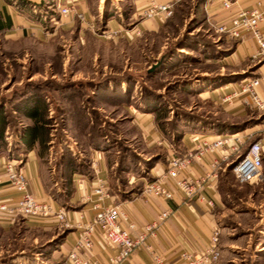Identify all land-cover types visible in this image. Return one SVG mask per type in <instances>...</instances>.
Returning a JSON list of instances; mask_svg holds the SVG:
<instances>
[{"label":"rangeland","instance_id":"obj_1","mask_svg":"<svg viewBox=\"0 0 264 264\" xmlns=\"http://www.w3.org/2000/svg\"><path fill=\"white\" fill-rule=\"evenodd\" d=\"M88 1L93 20L76 17L67 31L51 21L60 22L55 0H35L39 8H29L32 21L44 22L42 34L15 37L0 30V110L8 122L0 153L19 167L26 150L18 148V135L29 123L23 114L40 101L49 120V149L41 160L45 184L59 179V163L79 159L91 167L95 150L110 154L111 192L125 198L141 191V177L167 155L163 145H149L129 107L159 115L164 146L171 148L186 130L216 128L225 111L206 92L232 71L225 57L233 44L216 32L210 0H169L173 16L146 30L134 0ZM137 29L141 34L133 35ZM248 113L232 121L239 132L260 120L256 110ZM220 187L226 205L215 207L223 251L218 264H264V168L262 181L252 184L223 171ZM25 221L18 217L0 230V264H24L60 243L64 229L46 232Z\"/></svg>","mask_w":264,"mask_h":264},{"label":"crops","instance_id":"obj_2","mask_svg":"<svg viewBox=\"0 0 264 264\" xmlns=\"http://www.w3.org/2000/svg\"><path fill=\"white\" fill-rule=\"evenodd\" d=\"M57 1L55 0L56 5L58 4ZM61 1L66 2L67 0ZM151 1L153 0H134V14L141 15ZM154 1L158 3L169 2V0ZM224 1L210 0V15L217 21V25L228 22L232 16L241 10L257 7L262 12V20L259 23L258 31L264 37V0H230L232 2L231 9L223 7ZM39 2H35V0H27V2L0 0V30H7L15 37H30L42 34V23L44 22L40 20L41 23H36L28 16V14L32 15L29 9L30 6L39 8ZM56 12L59 13L58 11ZM78 13L85 15L87 22L93 20L89 9V1L77 0L68 17L60 16L59 13L60 22L54 17H51V21L55 23L54 25H60L61 30L67 31L74 26ZM164 24L158 19H144L140 26L146 30L149 27L155 29ZM92 26H94L93 23ZM117 29L121 30L122 27L119 25ZM226 40L233 44L229 50L230 53L225 57V60L230 61L231 65H233V69L228 75H225L223 80L225 83L214 86L210 91L206 92L208 97L225 111L226 117L219 121L225 128L218 129L216 127L206 131L195 128L186 130L183 132L178 146L171 148L167 145L164 146L167 144V140L157 125L156 113L138 112L134 107H129L135 123L143 132L149 145H163L167 151L165 162L157 164L150 171L148 178L141 177L140 180L143 182V187L147 182L154 181L164 174L168 159L172 155L184 157L188 153H192L196 155L187 168L180 172L175 179L168 180L166 186L175 190V181L192 179L203 182L205 188L202 195L205 200L195 199L188 202L183 193L178 190H175L172 199L161 197L145 199L141 195L143 187L141 191L131 192L128 197L124 198L118 193L111 192L110 154H102V152L95 150L90 154V158L93 159L91 167L79 164V159H71L63 167H61L62 163H59L56 169L59 176L57 180L59 181L53 180L50 187H48L44 182L45 173L41 164V160H44L46 155L43 158L40 157V146L37 143L32 149L26 150L23 158H18L21 162L19 168L23 170L28 178L27 191L36 199L48 202L56 209H64L67 213L69 227L64 229L66 232L62 233L61 241L56 245V249L48 252H37L31 257L30 261L24 264H67V256L79 236L78 225L93 221L98 208L109 207L113 204H120L127 216V220L122 222L123 227L129 228L130 222H134L137 225L133 231L134 234H139L146 225L159 221L161 213H170L169 218L160 221L155 231V236L148 238L147 247L138 250L129 260L121 264H155L153 251L168 263L174 264L180 262L184 253L194 251L207 244L211 229L218 226L215 207L226 205L224 193L221 187L219 188V184L223 171L232 172L231 167L236 161V155L232 154L231 146H235L236 142L231 140L229 145H223L215 150H210L208 147L218 138H233L236 136L242 137L244 147L253 141L260 142L264 147V114L259 113L260 120L253 128L241 132L238 130L231 131L230 127H234L236 124L232 121L237 118L248 119V112L252 109L250 101L248 98H244L230 105L221 102V99L233 93L241 82L251 78L261 79L257 91L264 100V58H255L258 48L253 32H245L242 38L237 40L228 38ZM252 60H256V62L251 66L249 62ZM233 77H236V79H232ZM26 119L29 123L24 129L33 125L31 119ZM21 134L18 135V143L20 142ZM187 134L190 136L189 140L186 139ZM194 138L197 139L194 140ZM201 149H206L203 154L200 153ZM6 159L11 160L10 156L0 153V201L14 204L20 200L23 193L17 191L9 182L4 166ZM216 162L221 164L220 170L217 171L216 176H213V164ZM135 179V177H132L129 183H135ZM101 185L105 187L108 194L103 201H100L99 196L95 194V190ZM55 188L57 192H53ZM209 201L213 202V208L208 206ZM25 222L29 227L42 229L46 232L63 229L57 227L53 222ZM12 225L14 223L10 222L3 214H0V230L2 232H6ZM117 253V249H111L105 245L97 229L94 245L84 253V257L94 263L111 264L112 258Z\"/></svg>","mask_w":264,"mask_h":264},{"label":"built area","instance_id":"obj_3","mask_svg":"<svg viewBox=\"0 0 264 264\" xmlns=\"http://www.w3.org/2000/svg\"><path fill=\"white\" fill-rule=\"evenodd\" d=\"M77 0H67L62 2L58 0V12L63 17H68ZM225 9H231L232 2L225 0L223 3ZM174 6L171 2L157 3L151 1L150 4L143 10L142 14L146 19H158L165 23L173 16ZM78 17L85 20V15L78 13ZM262 20V12L259 8L244 9L232 16L226 23H221L216 26V32L228 39L237 40L242 38L245 32H253L257 43V54L255 58H264V37L260 35L258 26ZM139 30H135L133 35H140ZM261 79L251 78L241 82L237 89L221 99L223 104H233L234 102L248 98L250 106L258 113L264 114V100L258 94V87ZM197 138H194L196 140ZM233 140L236 142L232 147V154L236 155V161L232 172L240 184H252L260 182L263 179V154L264 147L260 142H251L244 147L242 137H227L218 138L208 148L215 150L223 145H229ZM206 149H201L200 153ZM196 154L188 153L186 156L172 155L168 159L167 168L164 174L154 181H149L143 187L141 195L145 198L161 197L164 199H172L175 190L180 191L185 196L188 202L195 199L204 201L205 198L202 192L205 188L203 182L196 180H180L174 182V189H169L166 182L175 179L177 175L185 170L190 164V161ZM219 163H214L213 176L217 175L220 170ZM6 173L9 182L19 192L23 193L19 201L14 204L0 201V214H3L10 222L15 223L18 217H22L27 221L34 222H53L57 227L68 228L67 213L64 209H56L48 202L36 199L27 191L28 178L21 168L18 167L15 160L6 159L4 161ZM95 166V165H94ZM95 194L99 196V200L103 201L108 194L103 185L95 190ZM208 206L214 207L213 202L209 201ZM170 217L169 212H163L159 216V221H155L146 225L139 234H134L133 231L137 225L134 222L129 223V228L122 225L123 221L127 220V216L120 204H113L109 207L98 208L95 218L91 222H86L78 225L79 236L67 256V264H98L84 257V253L90 250L94 245V239L97 229L100 237L105 245L111 249H117L118 253L112 258L111 264H121L129 260L132 255L138 250L147 247L148 238L155 236V231L159 226L160 221ZM221 230L218 226L211 229L208 242L205 246L194 251L186 252L182 255L180 262L174 264H218L222 257L220 247ZM153 259L155 264H170L165 259L155 254L153 251Z\"/></svg>","mask_w":264,"mask_h":264},{"label":"trees","instance_id":"obj_4","mask_svg":"<svg viewBox=\"0 0 264 264\" xmlns=\"http://www.w3.org/2000/svg\"><path fill=\"white\" fill-rule=\"evenodd\" d=\"M16 1L27 2V0ZM46 114L47 109L40 101L35 102L34 104H32V107H30L28 110H25L23 115L26 118L31 119L33 121V125L23 129L20 136V142L17 143L18 148L20 147L21 149L25 150L32 149L38 143V145L40 146L39 154L42 158L48 153L49 149V120L48 118H46ZM160 121V116L156 114V122L161 129ZM216 126L218 129L225 128V126H223V124L220 122H216ZM7 127L8 122L7 118L5 117L4 110H0V141H2L4 134L7 131ZM240 129L241 128L237 125H234V127H230L231 131H239ZM182 135L183 133L181 134V136ZM176 138L179 139L178 142L181 140L179 134L176 135Z\"/></svg>","mask_w":264,"mask_h":264},{"label":"water","instance_id":"obj_5","mask_svg":"<svg viewBox=\"0 0 264 264\" xmlns=\"http://www.w3.org/2000/svg\"><path fill=\"white\" fill-rule=\"evenodd\" d=\"M233 167H234V164L232 165V167H231V168L233 169Z\"/></svg>","mask_w":264,"mask_h":264}]
</instances>
